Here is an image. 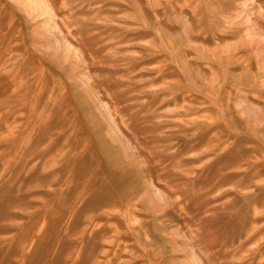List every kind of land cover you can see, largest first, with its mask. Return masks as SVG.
<instances>
[{
	"label": "rangeland",
	"instance_id": "rangeland-1",
	"mask_svg": "<svg viewBox=\"0 0 264 264\" xmlns=\"http://www.w3.org/2000/svg\"><path fill=\"white\" fill-rule=\"evenodd\" d=\"M0 264H264V0H0Z\"/></svg>",
	"mask_w": 264,
	"mask_h": 264
},
{
	"label": "bare ground",
	"instance_id": "bare-ground-1",
	"mask_svg": "<svg viewBox=\"0 0 264 264\" xmlns=\"http://www.w3.org/2000/svg\"><path fill=\"white\" fill-rule=\"evenodd\" d=\"M256 169V168H255Z\"/></svg>",
	"mask_w": 264,
	"mask_h": 264
}]
</instances>
